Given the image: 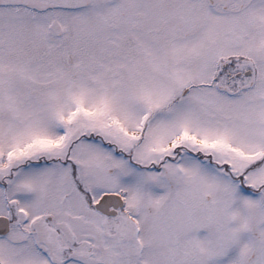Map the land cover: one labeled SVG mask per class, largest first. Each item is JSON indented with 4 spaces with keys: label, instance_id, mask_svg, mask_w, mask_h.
Segmentation results:
<instances>
[{
    "label": "snow or ice",
    "instance_id": "1",
    "mask_svg": "<svg viewBox=\"0 0 264 264\" xmlns=\"http://www.w3.org/2000/svg\"><path fill=\"white\" fill-rule=\"evenodd\" d=\"M0 264H264V0H0Z\"/></svg>",
    "mask_w": 264,
    "mask_h": 264
}]
</instances>
